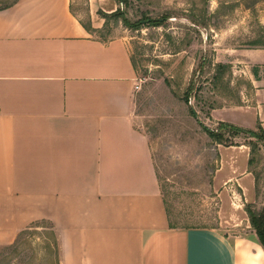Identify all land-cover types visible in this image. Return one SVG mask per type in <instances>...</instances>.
I'll list each match as a JSON object with an SVG mask.
<instances>
[{
  "label": "crops",
  "instance_id": "1",
  "mask_svg": "<svg viewBox=\"0 0 264 264\" xmlns=\"http://www.w3.org/2000/svg\"><path fill=\"white\" fill-rule=\"evenodd\" d=\"M89 1L97 31L98 12L120 7ZM72 4L0 3V246L45 222L58 233L60 264H264L254 231L171 228L149 138L137 127L129 44L89 34ZM243 55L264 66L263 50ZM253 85L247 118L234 124L264 130V78ZM249 159L227 181L243 197L255 195Z\"/></svg>",
  "mask_w": 264,
  "mask_h": 264
},
{
  "label": "rangeland",
  "instance_id": "2",
  "mask_svg": "<svg viewBox=\"0 0 264 264\" xmlns=\"http://www.w3.org/2000/svg\"><path fill=\"white\" fill-rule=\"evenodd\" d=\"M72 12L88 23L90 1L73 0ZM123 12L128 27L110 20L93 36L129 44L140 87L137 127L149 138L171 226L251 234L245 209L264 204V148L249 168L254 179L261 177L259 190L255 182V195L243 197L237 183L227 181L248 168V145L256 140L239 137L233 141L239 147L217 146L204 127L247 118L242 108L253 104V81L264 78V66L249 65L243 54L264 51V0H130ZM158 20L160 27L151 25ZM36 224L0 246V264H60L58 233Z\"/></svg>",
  "mask_w": 264,
  "mask_h": 264
},
{
  "label": "trees",
  "instance_id": "3",
  "mask_svg": "<svg viewBox=\"0 0 264 264\" xmlns=\"http://www.w3.org/2000/svg\"><path fill=\"white\" fill-rule=\"evenodd\" d=\"M16 1H18V0H14V2L12 4H8L4 8L11 7ZM115 1L120 6L116 12H114L112 14H106L102 11L98 12V16L105 21L103 29L108 26V23L110 20L121 21L125 26H127V27L129 26L128 20L126 19V16L123 12V7L124 8L127 7L130 4V0H115ZM81 24L89 34L93 35V34L97 33V30L93 29V27H92V23H91L90 18H89L88 23L84 24L81 22ZM136 25H138V28H139L141 25V22H139ZM151 25L154 27H156V26L160 27L162 25V22L159 20L158 21H152ZM217 68L219 69V71L221 73L225 72V70H226V66H224V65H219V66H217ZM188 97L189 96L187 95L185 98L187 103L189 101ZM204 131L206 132V134L210 137V139L217 146H223L226 148L241 146V145L235 144L233 142L236 138H239V137L251 138L253 140H256L255 144H249L248 145V147H250V150H251L250 159L248 162L250 169L256 164L255 155L260 151L261 148H264V130L260 126H258V130L256 132V131H252V130L239 128V127L232 125V124L221 123L218 126V129L212 130V129H209L207 127H204ZM260 178H261L260 175H257V174L255 175V182H256V186H257L258 190H259V186H260V182H261ZM166 212H167V215L169 218L168 210H166ZM245 212L248 216L251 228L254 230L259 243L261 244V246L264 249V204H263V207L259 210H256V209H254L253 206L248 205V206H246ZM169 222H170V218H169ZM34 225L36 226L37 224H34ZM33 226L22 231L20 234L28 231ZM170 226H171V224H170ZM50 228H53V227L50 226ZM171 228H173V227L171 226ZM20 234H19V236H20Z\"/></svg>",
  "mask_w": 264,
  "mask_h": 264
},
{
  "label": "built area",
  "instance_id": "4",
  "mask_svg": "<svg viewBox=\"0 0 264 264\" xmlns=\"http://www.w3.org/2000/svg\"><path fill=\"white\" fill-rule=\"evenodd\" d=\"M139 89H140V87L137 85V86H136V90H139Z\"/></svg>",
  "mask_w": 264,
  "mask_h": 264
}]
</instances>
